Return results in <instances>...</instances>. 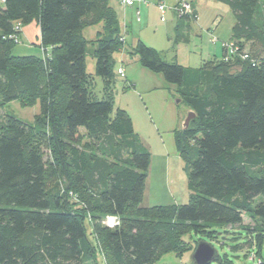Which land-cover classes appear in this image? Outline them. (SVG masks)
Instances as JSON below:
<instances>
[{"label": "trees", "instance_id": "obj_1", "mask_svg": "<svg viewBox=\"0 0 264 264\" xmlns=\"http://www.w3.org/2000/svg\"><path fill=\"white\" fill-rule=\"evenodd\" d=\"M0 1V109L39 102L42 110L33 123L6 112L0 120V264H99V253L105 264H155L190 251L191 235L196 247L223 234L243 239L264 264V0H213L233 15L228 42L237 54L225 62L222 48L220 59L195 68L168 63L141 41L128 49L112 0ZM189 18H178L172 49ZM32 22L42 56L13 55L22 34L14 26ZM98 25L95 38L83 36ZM121 52L161 74L195 114L174 134L188 167L187 204H141L150 154L128 114L112 106L113 54ZM107 216L119 226L101 224ZM212 264L233 262L218 252Z\"/></svg>", "mask_w": 264, "mask_h": 264}, {"label": "rangeland", "instance_id": "obj_2", "mask_svg": "<svg viewBox=\"0 0 264 264\" xmlns=\"http://www.w3.org/2000/svg\"><path fill=\"white\" fill-rule=\"evenodd\" d=\"M192 1L201 17L199 21L197 18L181 20L182 39L177 41L172 49V42L168 41L166 35L175 36L174 23L161 22L157 8L150 4L152 0H145L150 4L146 9L148 14L145 16L142 14L140 22L133 24V29L141 30L135 36L137 39L135 44L137 41H141L148 47L161 52L164 60L168 63L176 61L185 67H198L204 61L214 59V56L220 59V45L222 42H228L231 37V29L234 24L233 15L228 7L213 0ZM177 2L178 0H163L167 11L169 10L167 8ZM22 28L21 26V31ZM165 28L167 33H165ZM30 36L31 42L26 37L22 38L12 47L11 53L15 56H42L38 34H33L31 31ZM213 38L217 39L214 44L211 42ZM131 39L133 36L128 35L127 47H130ZM119 58V53L113 54L115 61L113 69L116 72L120 66ZM133 62L134 59L128 65L124 64L129 79L125 82L127 87L124 79L116 77L111 98L114 110L121 109L128 114L134 133L150 154L141 204L143 207L187 204L189 203L188 167L184 157L177 152L174 141V134L180 128L187 108L184 103L178 102L174 85L167 83L161 74L152 73L141 67L138 62L135 64ZM85 67L86 74L92 76L93 92L99 99L102 98L103 82L100 77L94 74V60L89 56L86 57ZM130 82L136 85L135 90L130 86ZM4 112L21 121L33 123L36 117L40 116L42 110L39 102L30 107H21L17 102H11L4 109H0V120L3 118ZM95 143L92 142L93 147H96ZM53 184L54 182L51 181L48 186ZM259 199L262 198L259 197L256 203ZM105 222L106 217L101 220V224L104 225ZM243 223L252 225L247 217L243 218ZM90 229L88 225V234H90ZM89 237L92 241L93 237L91 235ZM187 238L185 237V239ZM233 238V235L223 234L218 236L220 240L217 242L212 241V245L219 254L227 255L233 264H259L257 261L249 259L251 254L255 256V252L250 253V248L243 247L244 240L233 241ZM187 240L190 243V251L181 257H177L173 253H166L155 264H192L191 255L195 250L197 238L191 235V240ZM237 243L241 244V247L239 250L233 251L231 247ZM97 258L99 264H105L100 253Z\"/></svg>", "mask_w": 264, "mask_h": 264}, {"label": "crops", "instance_id": "obj_3", "mask_svg": "<svg viewBox=\"0 0 264 264\" xmlns=\"http://www.w3.org/2000/svg\"><path fill=\"white\" fill-rule=\"evenodd\" d=\"M132 1H133L132 7L122 8V7L119 6L117 0H112V6L114 7V9L116 11L117 18H118V21H119V25H120V28H121V34H122V36L124 38V41L126 43V47H127V43H128V41H127L128 35L129 36H133V39H131L130 43H129V45L131 44L130 47H127L128 49H130V48L135 46V42L137 40L135 36L138 35V32H141V30H139V29L138 30L136 28L133 29V24L140 22V17L142 16V14L144 16L148 14V10H146V9H148V6L150 4L154 5L157 8V3L160 0H152V2H150V4L146 3L145 0H132ZM179 1L180 0H178V2ZM183 1H186V2L190 3L191 8H192V12H193V15H194V19L197 18V21H199L201 16L199 15V13H198L193 1L192 0H183ZM144 2H145V4H144ZM162 2H163V0H162ZM176 4H173L172 7L167 8L169 10L168 11L165 10L164 13H161L158 10V8H157V11L159 12V16H160L159 17L160 21L164 22V23H167V22L174 23V27L175 28L177 26L178 18L176 17L174 11L171 8H173ZM214 5H216V4H214ZM137 12L139 13V20L138 21H137V18H136V13ZM200 25L203 26L201 23H200ZM100 28H101L100 25L95 26V27H89V28L83 30V32H82L83 36L86 39H88V40H92L93 38H95L96 32L99 31ZM37 29H38V26H37V24L35 22H32L31 24L24 26L22 28L21 39L26 37V38H28L30 40L31 39V36H30L31 31H33V34L34 33L38 34L39 33V29L38 30ZM129 31H131L130 32L131 35H130ZM165 33H167V29L166 28H165ZM166 37H167L168 41H171V40L174 39V36L173 37H169V35H166ZM30 42H31V40H30ZM220 51H221L220 53H221V56H222L223 52H222L221 45H220ZM119 55H120V58H119L120 66L119 67H121V65H123V69H124V72H125L126 80H129L128 77H127L128 75H126L125 65L124 64L126 63V65H128L132 61V59H134L133 64H135V63H137V58L136 57H130L126 52H121V53H119ZM214 58H215V56H214ZM192 68H195V67H192ZM130 84L132 85V88L134 89V87L136 85L134 83L132 84L131 82H130Z\"/></svg>", "mask_w": 264, "mask_h": 264}, {"label": "built area", "instance_id": "obj_4", "mask_svg": "<svg viewBox=\"0 0 264 264\" xmlns=\"http://www.w3.org/2000/svg\"><path fill=\"white\" fill-rule=\"evenodd\" d=\"M118 4L120 7L122 8H129L132 7L133 5V1L132 0H117ZM145 4V2H144ZM157 8L161 13H164V11L166 10V6L163 4L162 0H160L157 3ZM176 17L180 18L182 16H192L193 12H192V8L189 2L186 1H179L173 8H171ZM136 18L137 21L139 20V13H136ZM21 31V25L17 24L14 26V32L18 33ZM10 39L14 40L15 42H18V36L17 34H13L11 36H9ZM213 44L217 42V39L213 38L211 41ZM221 47L224 49V61H230L232 59V56H234L235 54H237V48L236 46L232 43V42H222L221 43ZM243 59L246 58L245 55L242 56ZM117 75L120 78H124V71L122 68H118L117 69ZM104 225L107 228L113 229L115 227L119 226V220L116 217H112V216H107L106 217V222L104 223ZM249 259L253 260V261H257L259 264H263L261 260H259L258 258H256L253 254H251L249 256Z\"/></svg>", "mask_w": 264, "mask_h": 264}, {"label": "water", "instance_id": "obj_5", "mask_svg": "<svg viewBox=\"0 0 264 264\" xmlns=\"http://www.w3.org/2000/svg\"><path fill=\"white\" fill-rule=\"evenodd\" d=\"M193 119H195L194 112L187 109L180 124V129H187ZM217 255L218 251L213 246L205 241H200L191 255V261L192 264H212Z\"/></svg>", "mask_w": 264, "mask_h": 264}]
</instances>
